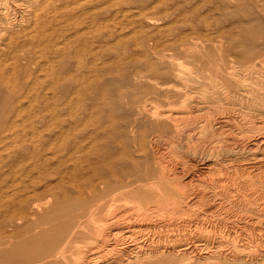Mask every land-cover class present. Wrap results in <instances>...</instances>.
<instances>
[{
  "label": "bare ground",
  "instance_id": "6f19581e",
  "mask_svg": "<svg viewBox=\"0 0 264 264\" xmlns=\"http://www.w3.org/2000/svg\"><path fill=\"white\" fill-rule=\"evenodd\" d=\"M216 1L260 23L207 47L156 30V63L109 78L79 72L83 31L160 1L0 0V264H264V0ZM32 70H60L64 118H24Z\"/></svg>",
  "mask_w": 264,
  "mask_h": 264
},
{
  "label": "rangeland",
  "instance_id": "374dc122",
  "mask_svg": "<svg viewBox=\"0 0 264 264\" xmlns=\"http://www.w3.org/2000/svg\"><path fill=\"white\" fill-rule=\"evenodd\" d=\"M157 1H160V3L157 2L155 4L156 6L148 10V12L152 17L157 19L160 18L156 22L157 24H155V22L149 23L148 21H146L145 18H143L142 20V18L136 17L134 21L129 22L126 25V28L124 29L123 34L120 37H112L110 39H102L101 37H99V32L96 31L98 29L95 26H90L89 28L85 29V32L84 31L83 33L81 32L83 34V37H85L87 41H93L94 49L98 50V52H97V56L96 55L94 56L96 59H94L93 57L91 58L89 56H85L82 58V64L78 69L79 72H82L84 76H88L89 75L87 74L88 70H104L102 74L105 75L106 77L112 78L113 76L119 73V70L120 71L149 70L150 68L147 67V64L153 65V63L157 60V57L156 54L154 53L155 50L153 49L152 46L153 43L146 41L145 36L155 34L157 32L156 30H160L163 33V35L164 34L168 35L172 30L171 33H175V36H173L174 39H178L181 35L184 36V38L186 39H190L191 41L193 40L198 44L199 47H207L210 46V44L212 43L216 45L218 43H222L223 39L220 38V33H222L223 30L224 31L229 30L235 33L238 29L242 27H247L250 24L255 25L260 23V19H255V21L248 19L249 17L258 15V12L255 9L252 8L246 10L245 12H239L238 14H236L235 13L236 11H234V8L232 6H226L224 5V3L218 2L216 0H163V1L157 0ZM164 11L168 12L169 15L164 16L163 15ZM130 13H132L133 15H137L136 10H130ZM77 14L79 13L77 12ZM94 27L96 29H93ZM140 29L142 31H140ZM91 31L92 34H90ZM93 31L95 33H93ZM85 33L87 35H85ZM126 34L127 35L129 34V36L125 37ZM166 37L168 38V36ZM166 37L164 39H166ZM117 39L118 41H116ZM162 40L163 39H161V41ZM105 45L106 47L105 49H103ZM98 47L100 48L98 49ZM132 53H134V55H132ZM132 57L135 59H133ZM50 59H51L50 65H55L54 67L57 68L60 58L50 57ZM180 60L187 61V59L185 58L184 59L181 58ZM40 61L42 62V60ZM95 67L97 68L99 67V68L95 69ZM45 71L47 74L45 73ZM50 71L52 72V74ZM50 71L32 70L30 79L27 81L28 82L27 86H29L30 88L28 87L21 91V93L23 94L27 91L25 93L26 96L27 93L29 94L31 93L30 95L27 96L28 97L27 99L21 100L20 103L21 109H23L24 118L27 116V113L33 115L32 112H34V115L37 114V116H43L46 120H48V118L51 116L56 117V115H57L56 118L58 119H62L65 117L62 110L61 98L59 97L60 70H53V71L50 70ZM41 73L45 75H42ZM49 74L52 76H50ZM47 75L50 77H48ZM32 76L35 78H33ZM37 77H39L38 78L39 80L37 79ZM41 77L43 78V80L41 79ZM54 80L56 82H53ZM51 85L52 86L58 85V86L56 87L54 86L55 88H53ZM46 88H48V91ZM30 89L33 91L30 92L29 91ZM43 91H46V93H44ZM43 95L47 97L46 102H48L49 106L53 104L52 105L53 107H49L50 111L46 110L45 108L44 109L40 108V105H42L41 97ZM30 96L32 97L31 100H30L31 98ZM34 96H36L35 100H33ZM50 98L52 99L55 98L57 101L55 99L51 100ZM30 104L31 106L29 107ZM26 107H29V109H27ZM52 108H55L53 109L54 112L52 111ZM39 130H42V128H39Z\"/></svg>",
  "mask_w": 264,
  "mask_h": 264
}]
</instances>
